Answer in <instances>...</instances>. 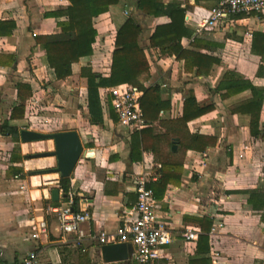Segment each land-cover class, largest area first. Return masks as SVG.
<instances>
[{
	"label": "crops",
	"instance_id": "0c3cea01",
	"mask_svg": "<svg viewBox=\"0 0 264 264\" xmlns=\"http://www.w3.org/2000/svg\"><path fill=\"white\" fill-rule=\"evenodd\" d=\"M137 1L122 0L94 19L98 35L93 54L73 63V74L59 80L47 62L42 45L47 35L60 32L58 22L67 17L45 13L65 9L70 1L0 0V22L15 23L11 34L10 26L2 28L0 34V129L2 122L9 119L12 108L20 102L16 84H29L33 94L25 103V116L10 122L20 131L25 128L44 132L36 122L37 109L41 107L46 110L45 120L52 132L70 129L79 132L83 152L89 151L90 156L86 159L80 156L71 175L70 193L72 198L79 197V209H88L91 215L82 226L86 234L83 244H76L73 235L69 242H62L58 216L50 210L49 202L51 190L59 188L61 177L59 172L51 170L57 165L56 158L48 156L38 160L40 163L37 164H44L37 167L41 168L37 169L39 173L41 171L38 176L25 165L29 162L25 146L37 148L45 144L52 148L53 141L24 143L20 138L19 142H13L11 136L0 134L1 262L19 264L28 252L37 251L40 264H136L133 258L104 262L102 244L94 235L99 231H116L122 211L132 209L135 204L136 174L157 173L155 165L159 163L151 149L143 151L141 160L131 161V149L141 148L140 131L126 128L113 119L107 104L109 87L100 88L103 123L91 121L86 97L87 80L81 76L83 67H91L104 76L109 74L116 33L132 14L143 27L140 42L151 64L152 76L147 85L159 84L163 97L171 101V107L161 112L160 120L164 123L156 120L148 123V127H153L156 133L168 134L177 130V125L171 121L182 115L185 95L190 90L201 105H214L212 111L189 121L187 126L190 133L216 137V143L205 151L188 150L180 185L168 184L165 195L158 199L163 219L176 238L157 264H191L201 257L208 258L211 264H264V105L260 116L261 135L251 137L249 116L230 111L234 104L249 98L251 93L244 91L222 99L215 90L227 69L264 87V40L258 39V46L253 47V37L248 38L242 30L235 33L237 27L246 26L250 33H264V13H241L239 18L232 16L221 20L213 29L207 30L201 29V23L220 0H163L165 4L177 3L186 9L185 25L191 32V36L182 39L186 48H192L190 42L195 37L220 44L211 51L200 49L218 57L221 62L213 66L208 76H196L195 72L184 70L183 60L174 55H160L150 46L155 27L171 19L164 14L156 17L144 14L138 9ZM7 55L14 56L16 61L12 65L8 63ZM38 124L40 126L35 127ZM171 140L176 141L177 137L173 136ZM161 143L162 150L167 152L170 148L167 138L164 137ZM244 144L249 145V151L245 158H239ZM173 145L178 151L180 145ZM14 147L27 155L14 165L31 173L25 177L10 175L20 183L25 182L27 187L33 186L29 187V192L33 196L36 215L29 218H26L25 209H18L17 198L13 201L5 195L7 181H3L9 166L13 165ZM46 166L48 169L43 170ZM250 191L259 195L252 202ZM69 200L67 196L60 197L58 206L66 205ZM191 216H208L213 220L212 226L216 225L206 252L197 251L198 238L186 241L180 235L186 226H199L188 219ZM34 218L45 219L48 227L47 234L36 239L31 237L29 227L35 222Z\"/></svg>",
	"mask_w": 264,
	"mask_h": 264
},
{
	"label": "trees",
	"instance_id": "16d2710c",
	"mask_svg": "<svg viewBox=\"0 0 264 264\" xmlns=\"http://www.w3.org/2000/svg\"><path fill=\"white\" fill-rule=\"evenodd\" d=\"M68 7L62 10L46 12L50 16H66L67 19L58 22L60 32L46 36L42 48L46 52L47 62L54 70L55 77L65 80L73 74V63L81 57L90 56L94 52V43L98 35L94 19L100 14L107 12L111 5L119 4L122 0H69ZM136 5L140 11L148 16L167 15L171 21L158 24L150 36V46L158 50L160 55H174L178 60L184 61L186 72H195L196 76H208L215 64L221 60L204 50H214L220 44L195 37L191 42L192 48H186L182 44V39L191 36V32L185 25L186 9L177 3L165 4L163 0H138ZM239 18L242 14L233 15ZM235 17V18H236ZM10 26L9 33L15 27L14 22H0V34L2 28ZM143 27L132 14L116 33L115 47L112 53L110 71L108 75H102L93 71L91 67H83L81 76L87 80V106L89 115L93 123H103L104 113L101 99L100 88L113 87L122 83H129L143 91L141 105L148 123L160 120L161 112L171 107V101L162 95L159 84L147 85L151 78V64L147 56L145 47L140 42ZM253 47L258 46L257 41L264 40V33L254 32ZM264 49V44H262ZM8 63L13 64L14 56L7 55ZM17 97L20 102L15 105L9 119L2 122L0 134L11 136L13 142L20 141V129L13 125L10 120L24 118L25 103L33 94L29 84L18 82L16 84ZM216 92L220 93L222 99L249 91L251 96L243 101L234 104L230 111L233 114H247L250 118V136L258 138L261 135L260 116L264 105V87L255 85L250 79L240 73L227 69L222 79L215 87ZM108 108L114 120H118L117 114L112 106V97L109 95ZM214 109V105H201L193 90H190L184 99L183 113L176 120H172L177 125V130L172 133H156L153 127H145L140 131L141 148H132L131 161L141 160L144 150L151 149L155 154L156 161L160 164L156 169L159 177L157 180L150 181L148 186L153 189L156 199H162L168 184L179 186L184 171L185 156L188 150L205 151L208 146L216 143V137L199 133H190L188 122L198 118ZM160 122H163L160 120ZM164 123V122H163ZM176 136L177 140L172 141ZM168 140L169 150H162V139ZM180 145L179 150L173 152V144ZM27 155H23L21 150L14 147L11 162L7 174L15 177H25L30 175L23 167L16 166L14 163L22 162ZM59 188L67 198H71V177H60L58 180ZM249 192V191H248ZM250 202L255 196H259L256 191H250ZM52 206H58L59 201L49 200ZM79 197H73L74 210H78ZM264 220V214H263ZM190 221L197 223L201 227L198 235L197 251L206 252L209 250V241L213 220L208 216L188 217ZM154 261L153 264H157ZM136 264H139L136 262ZM191 264H211L206 257L193 260Z\"/></svg>",
	"mask_w": 264,
	"mask_h": 264
},
{
	"label": "built area",
	"instance_id": "2783aa9c",
	"mask_svg": "<svg viewBox=\"0 0 264 264\" xmlns=\"http://www.w3.org/2000/svg\"><path fill=\"white\" fill-rule=\"evenodd\" d=\"M247 13L259 15L264 13V0H220L217 6L211 8L208 16L201 23V29H213L221 20L228 19L233 15ZM250 37L252 33L249 32ZM112 97V106L117 114L120 125L139 131L148 126L141 105L143 91L129 83H122L108 88ZM249 151V145L242 146L239 158H245ZM90 156L89 151L82 154L86 159ZM156 167L160 164H156ZM157 173L139 172L135 176L136 201L132 209L123 210L121 221L113 233L99 231L96 239L100 244H112L130 242L133 244V259L139 264H153L165 257V250L173 244L176 235L170 225L163 219L158 199L154 195L148 183L157 180ZM22 188L25 186H21ZM73 198L63 206H51L50 210L57 214L61 241L69 242L70 235L74 236V242L83 244L86 237L83 224L91 217L88 209L74 210ZM29 225L31 237L39 238L41 234H47L48 227L45 219H36ZM215 226L211 228V234L215 232ZM201 233V227L195 225L186 226L180 235L186 241H196ZM0 264H6L0 261ZM19 264H40L37 251H30Z\"/></svg>",
	"mask_w": 264,
	"mask_h": 264
},
{
	"label": "water",
	"instance_id": "95a60500",
	"mask_svg": "<svg viewBox=\"0 0 264 264\" xmlns=\"http://www.w3.org/2000/svg\"><path fill=\"white\" fill-rule=\"evenodd\" d=\"M21 141L24 143L52 140L54 149L45 153L44 156H54L57 165L51 169L59 172L62 177H71L79 159L84 151L79 132L74 129L54 132H41L36 130L22 129ZM175 151L177 146L173 145ZM65 194H60L59 188L51 190V199L59 200ZM134 247L130 242L103 244L101 255L104 262L127 261L133 258Z\"/></svg>",
	"mask_w": 264,
	"mask_h": 264
},
{
	"label": "rangeland",
	"instance_id": "374dc122",
	"mask_svg": "<svg viewBox=\"0 0 264 264\" xmlns=\"http://www.w3.org/2000/svg\"><path fill=\"white\" fill-rule=\"evenodd\" d=\"M238 30L239 31L242 30L244 32V34L248 38H250L249 32H251V30L249 29L248 26H246V28L242 27L240 29H238V27H237L235 30V33H237ZM76 93H78V92H76ZM85 100H86V98H85ZM37 111H38V114H37L36 122H39L41 126L38 124V126H35V127L40 126L44 132H52L53 129H51V127L47 126L48 122L45 120L47 118L46 110H43L41 107H38ZM41 145H43V144H41ZM53 149H54V147L51 148V146H45V144L43 146H40L37 148H35V147L27 148V146H25L26 153L29 155V162H27V164H25V165L30 170H34V173L36 174V176L41 175L40 174L41 171L39 173L37 170V169H41V168H37V167H43L41 165H44V164H37V163H40L37 161L46 159L48 156H44L45 153H47ZM47 169L48 168L46 166V168L43 170H47ZM5 181H7L5 184L6 185L5 188L7 189V192H5V195L10 196L11 200H13V201H16L15 199L17 198L18 202H20V204L17 205L18 209H21V210L25 209L26 210V212H25L27 215L26 218H29L30 216H35L36 215L35 214L36 213V210H35L36 206H35V203L33 200V196L29 192V187L31 189L33 186L27 187L25 182L22 181V183H20L16 178H13L12 176H9V175H7L6 178H4L3 182H5ZM23 185L26 187L22 188L21 186H23ZM1 189H3V188H1ZM14 191H17V192H14Z\"/></svg>",
	"mask_w": 264,
	"mask_h": 264
}]
</instances>
